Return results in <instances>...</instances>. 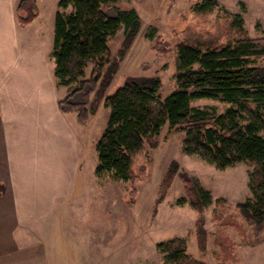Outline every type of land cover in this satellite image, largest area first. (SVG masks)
Wrapping results in <instances>:
<instances>
[{
	"label": "trees",
	"instance_id": "obj_1",
	"mask_svg": "<svg viewBox=\"0 0 264 264\" xmlns=\"http://www.w3.org/2000/svg\"><path fill=\"white\" fill-rule=\"evenodd\" d=\"M118 0H59L55 17V77L69 95L59 101L65 115L75 114L80 125H87L100 106L90 104L103 70L111 64L110 44L124 28L128 42L141 29L135 10L107 9ZM72 7L70 13L65 11ZM214 0H200L194 12L207 15L217 9ZM39 16L37 0H21L17 6L19 24L26 27ZM175 45L177 89L165 100L159 96V78L129 79L113 95L102 101L110 109L108 127L97 144L95 175L116 182L137 180L135 163L146 150L156 149L165 126L169 132L185 133L184 152L198 156L219 169L247 164L252 198L238 204L242 216L264 229V37L249 38L242 15L218 19L212 32L199 35L192 29ZM222 41V42H221ZM93 64L89 79L86 71ZM201 99L219 100L230 105L219 114L213 107H194ZM175 171L162 182L161 200L167 196ZM191 206L202 212L212 203L209 192L195 178L181 177ZM75 189V195H76ZM136 190L133 191L135 196ZM224 207L225 200H217ZM220 219V218H218ZM223 224L242 232L235 217ZM198 224L199 234L203 227ZM217 242H228L217 235ZM202 246V241H200ZM165 264H205L187 254L186 240L175 237L157 245ZM227 253V251H226ZM225 253V258L227 254Z\"/></svg>",
	"mask_w": 264,
	"mask_h": 264
},
{
	"label": "rangeland",
	"instance_id": "obj_2",
	"mask_svg": "<svg viewBox=\"0 0 264 264\" xmlns=\"http://www.w3.org/2000/svg\"><path fill=\"white\" fill-rule=\"evenodd\" d=\"M198 1L118 0L107 9L112 15L116 14L115 9L135 10L141 19V29L132 42L126 40L124 28L119 31L110 44L112 62L103 70L90 96V104L100 108L87 124L93 129L89 143L93 151L87 164L89 184L86 189L83 182L77 183L76 195L84 190L85 195L74 202L85 208L86 214L67 216L60 227L63 239L56 243L51 264H165L157 245L175 237L185 239L187 254L205 264H264V229L247 221L238 209L239 203L252 198L251 166L239 164L219 169L198 156L187 155L185 133L169 132L165 126L158 147L148 148L136 161L137 180L125 183L109 177L98 179L91 172L98 165L97 144L111 114L110 109H102L104 98L115 94L129 79L159 78L162 84L159 96L165 100L177 89L175 45L185 40L188 28L207 35L218 19L242 15L247 36L264 37V0H214L219 7L207 15L194 12ZM93 69L91 64L86 71L87 79ZM193 106L213 107L219 114L230 108L229 104L209 99L196 100ZM173 171L170 190L161 200L162 182ZM182 176L197 179L209 192L212 203L202 212H197L189 200L179 204L180 199H188ZM219 199L225 200L224 207L217 205ZM231 217L236 218L242 232L223 224L222 218L225 223ZM86 222L90 227L84 229ZM200 222L202 235L198 232ZM218 234L227 237L233 246L217 242ZM84 236L90 241H77Z\"/></svg>",
	"mask_w": 264,
	"mask_h": 264
},
{
	"label": "crops",
	"instance_id": "obj_3",
	"mask_svg": "<svg viewBox=\"0 0 264 264\" xmlns=\"http://www.w3.org/2000/svg\"><path fill=\"white\" fill-rule=\"evenodd\" d=\"M20 1L0 0V264H51L67 216L86 214L75 187L88 189L93 129L59 108L69 93L52 55L59 0H37L26 27Z\"/></svg>",
	"mask_w": 264,
	"mask_h": 264
}]
</instances>
